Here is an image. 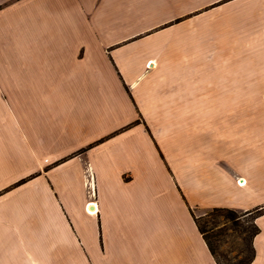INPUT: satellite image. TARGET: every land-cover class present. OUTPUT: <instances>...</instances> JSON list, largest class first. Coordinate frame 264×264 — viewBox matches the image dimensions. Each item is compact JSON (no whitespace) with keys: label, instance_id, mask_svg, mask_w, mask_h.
<instances>
[{"label":"crops","instance_id":"obj_1","mask_svg":"<svg viewBox=\"0 0 264 264\" xmlns=\"http://www.w3.org/2000/svg\"><path fill=\"white\" fill-rule=\"evenodd\" d=\"M194 8L193 0H0V39L26 41L20 48L17 44L0 49L2 78L8 73L34 72L35 64L46 67V85L36 86L46 93L32 102L34 107L42 106L36 113L25 106L26 102L20 107L16 99L14 90L23 83L11 81L13 78L0 80V264H117L102 256L105 249L100 247L99 230L107 235L104 219L111 213V202L120 195V186L145 177L147 137L136 126L90 145L137 117L136 108L141 104L136 88L146 79L145 64L155 55L160 28ZM62 11L73 12L74 17L62 19ZM49 18L54 20H49L46 29ZM64 26L73 31L67 34ZM35 40H41L42 45L35 48ZM89 87L105 98L100 114L107 119L106 125L98 123L94 131L89 130L92 133L76 136L80 116L65 106L56 113L51 106L57 99L72 98L61 96L60 91L77 90L82 95ZM122 100L131 102V110L122 108ZM94 123L87 120L84 129L93 126V130ZM76 138L79 140L74 145L61 148ZM110 144L117 157L114 162L107 157ZM219 150L218 155L204 154L206 189L200 199L190 201L191 205L238 211L263 206L264 165L255 163L261 153L242 146L230 148L231 155ZM130 153L133 161L124 162ZM56 162L60 163L52 167ZM187 171L189 174V167ZM126 173L132 180L124 179ZM88 182L99 186L104 202L100 207L94 201L98 204L95 213L84 209L89 201L85 192ZM218 184L223 186L220 192L216 191ZM233 188L241 195H234ZM190 217L194 236L158 228L154 231L161 235L155 234L153 240L144 235L139 262L129 257L124 261L217 264L192 212ZM256 223L260 231L254 238L256 256L251 264H264V214ZM29 240L40 247V256L24 251ZM105 245L108 249V239Z\"/></svg>","mask_w":264,"mask_h":264},{"label":"rangeland","instance_id":"obj_2","mask_svg":"<svg viewBox=\"0 0 264 264\" xmlns=\"http://www.w3.org/2000/svg\"><path fill=\"white\" fill-rule=\"evenodd\" d=\"M193 4L192 13L185 12L160 28L155 55L145 64L146 79L136 88L144 110L138 104L137 117L128 125L90 145L96 146L136 126L147 137L145 177L120 186V195L111 202V213L104 219L107 235L99 230L100 247L105 249L102 256L117 264H132L124 261V257L139 262L144 235L151 241L155 234L161 235L154 231L158 228L191 238L190 207L196 216H203L200 222L223 264H239L249 254L251 216L242 217L236 221L241 223L238 224L224 214L212 213L213 208L192 206L190 201L200 199L206 189L204 154L218 155L221 149L223 154L231 155L230 148L235 146L255 148L252 151L261 153L255 163L264 165V0H193ZM69 17H74L73 12L62 11V19ZM49 20L54 19H46V29ZM64 27L67 34L73 31L72 27ZM25 42L0 39V49H12L17 44L20 48ZM42 43L35 40V48ZM1 74L0 80L13 78L11 81L23 83L14 90L20 107L21 102H26L25 106L34 108L35 113L38 108L41 110L42 106L34 107L32 102L46 93L36 89L46 85L45 66L35 64L34 72L8 73L3 78ZM126 89L133 97L127 84ZM6 92L11 96L10 90ZM60 92H63L61 96L72 98L57 99L51 107L57 113L65 106L80 116L76 136L92 133L98 123L101 127L106 125L107 119L100 114L105 109L106 104H101L105 98L96 89L89 87L82 95L70 89ZM122 102L124 110H131V102ZM87 120L96 122L93 130V126L84 129ZM78 140L68 141L61 148L67 149ZM112 149L110 144L108 160L117 161ZM129 155L124 162L133 161L134 154ZM124 179L130 181L132 177L126 173ZM94 185L85 188L89 200L84 204L86 212L90 201L99 202L100 207L104 203L100 200L99 186ZM222 188L218 184L216 191ZM233 193L237 197L241 195L235 188ZM98 224L103 226V221L99 219ZM141 230L147 231L140 233ZM197 240L196 251L200 253ZM24 249L35 257L40 256V247L31 240Z\"/></svg>","mask_w":264,"mask_h":264},{"label":"trees","instance_id":"obj_3","mask_svg":"<svg viewBox=\"0 0 264 264\" xmlns=\"http://www.w3.org/2000/svg\"><path fill=\"white\" fill-rule=\"evenodd\" d=\"M190 210L194 216L195 222L199 228V230L201 231L212 255L214 256L216 263L217 264H223L217 257L216 255V250L213 246V243L211 242L210 236L207 235V229L205 227L202 226L201 224V219L203 216H196L192 210V208L190 207ZM212 213H219V214H224L225 216H227V218L229 220H233V221H240V219H242V217H247V216H251V223H252V230L249 231L250 232V241H249V254L248 256H246V258H244V260H242L241 263L239 264H251L256 256V248L254 246V238L255 236L259 233L260 228L258 226V224L256 223V219L261 216L262 214H264V205L263 206H259L257 208H254L252 210H248V211H238L236 209L233 208H229V207H215L213 208ZM238 224H241L240 222H236ZM247 231V230H244ZM228 264H232V263H228Z\"/></svg>","mask_w":264,"mask_h":264},{"label":"bare ground","instance_id":"obj_4","mask_svg":"<svg viewBox=\"0 0 264 264\" xmlns=\"http://www.w3.org/2000/svg\"><path fill=\"white\" fill-rule=\"evenodd\" d=\"M245 179H241V182L242 183H245ZM95 185L92 183H90V182H88V184H87V188H93ZM89 205H88V210L90 211V212H92V213H95V212H97L98 211V204L97 203H95L94 201H91L90 203H88ZM91 205H94L95 207H94V209H92V208H90V206Z\"/></svg>","mask_w":264,"mask_h":264},{"label":"water","instance_id":"obj_5","mask_svg":"<svg viewBox=\"0 0 264 264\" xmlns=\"http://www.w3.org/2000/svg\"><path fill=\"white\" fill-rule=\"evenodd\" d=\"M94 207H95L94 205H91V208H92V209H94Z\"/></svg>","mask_w":264,"mask_h":264}]
</instances>
